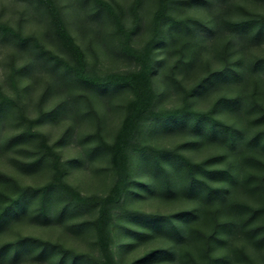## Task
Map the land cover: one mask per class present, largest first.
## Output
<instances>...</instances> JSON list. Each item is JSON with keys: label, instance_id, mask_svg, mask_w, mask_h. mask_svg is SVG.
I'll return each mask as SVG.
<instances>
[{"label": "trees", "instance_id": "16d2710c", "mask_svg": "<svg viewBox=\"0 0 264 264\" xmlns=\"http://www.w3.org/2000/svg\"><path fill=\"white\" fill-rule=\"evenodd\" d=\"M36 1L48 13L67 56L44 47L33 36L22 35L6 22L0 21V30L23 41L33 39L43 54L87 87L110 97L118 89L128 88L132 96L112 142L102 135L100 125L92 134L97 142L91 154L103 150L110 157L112 184L107 193H83L66 179V167L58 151L43 133L30 127L39 118L33 119L20 135L27 133L41 138L43 150L26 161L25 166L30 169L51 155L53 172L49 180L40 185H19L0 170L1 179L16 184L13 194L0 190V230L12 219L31 213L36 220H48L52 217L55 197H65L61 215L66 210L97 211L95 218L81 220L78 225L95 227L98 253L78 251L60 241L22 234L0 242V264H18L30 254L40 261L54 257L52 264H118L114 239L118 213L139 218L148 226L147 230L134 231L137 236L162 233L171 240L168 245L147 250L134 262L175 258L177 264H264V55L248 60L244 53L248 45L264 43V10L238 5L240 14L235 16L233 0H157L150 20V35L138 46L132 42V36L140 25L143 0L131 2L134 19L131 27H127L124 13L112 1L91 0L95 9L93 18L104 15L112 20L119 49L135 63L130 69L99 72L90 65L86 51L71 32L60 1ZM256 1L264 7V0ZM181 5L203 6L209 18L177 14ZM207 39L211 40V46L222 40L221 64L216 67L208 64L203 74L187 83V74L199 64V54ZM160 44L166 49L162 57L157 54ZM158 68L163 69L160 91L154 82ZM16 71L13 67L12 80ZM180 72L185 75L180 76ZM240 80H253L252 89L233 95L221 93L208 108L195 105L198 97H206L213 89ZM173 87L181 91L180 103L159 106L161 97ZM7 101L11 99L0 86V114ZM22 110L20 105V114L27 119ZM224 111L230 117L220 114ZM188 125L191 138L179 145L158 146L149 141L155 132ZM212 139L219 142L220 148L214 155L198 160L184 151L188 145ZM228 153H234L229 162L215 165L218 158ZM137 159L140 169L150 176L148 182L134 176ZM132 185L150 191L153 196L181 195L192 203L174 212L118 211ZM241 189L248 193L247 198L237 195ZM33 203L36 205L32 206Z\"/></svg>", "mask_w": 264, "mask_h": 264}, {"label": "rangeland", "instance_id": "374dc122", "mask_svg": "<svg viewBox=\"0 0 264 264\" xmlns=\"http://www.w3.org/2000/svg\"><path fill=\"white\" fill-rule=\"evenodd\" d=\"M66 15L71 32L78 43L86 51L87 60L97 71L126 70L133 68L132 58L125 55L117 45L112 20L104 15L93 18L95 10L91 0H59ZM118 10L124 13L127 27L134 24L130 11L132 0H110ZM157 0H143L140 6V25L133 32L132 42L141 46L150 35V20ZM233 14L238 16V5L247 8L264 10L256 0H233ZM177 14H192L202 19H208L209 13L203 6L181 5ZM175 12V13H176ZM0 21L8 23L24 36H33L44 47L67 56L60 47L55 36L50 18L43 6L36 0H0ZM203 47L199 64L190 68L186 82H193L198 75L205 72L207 65L216 67L221 64L219 49L222 40L211 46L207 39ZM245 57L250 60L264 55V43L248 45L244 49ZM158 57L165 56L163 44L157 48ZM173 59H171L172 61ZM16 68L15 80L11 78L12 68ZM159 69V68H158ZM154 76L156 88L160 91L161 72ZM185 75L180 72V76ZM0 86L3 93L11 99L7 101L4 111L0 114V170L12 176L19 185H40L49 180L53 172L52 157L47 155L34 167L27 169L25 162L35 158L41 148V138L31 134H21L30 126L33 130L43 133L47 142L53 145L60 154V161L66 168L65 177L81 192L86 194L107 193L112 184L111 161L109 155L98 150L91 154V148L96 145L97 138L92 134L101 126L102 135L109 142L115 139L118 128L126 111V103L132 96L130 89H118L111 97L89 88L76 79L61 64L43 54L33 39L23 41L12 33L0 30ZM253 87V80H240L221 85L213 89L206 97H198L195 105L208 108L221 93L233 95L238 91L247 93ZM91 100V102L89 101ZM181 101V91L169 89L159 100V106L171 107ZM20 105L23 106L20 114ZM230 117L228 111L220 113ZM248 117V116H247ZM190 126L172 131L162 130L149 137L152 144L158 146H176L191 138ZM12 142V138H15ZM219 142L212 139L184 147V151L194 159H203L219 151ZM235 152V151H234ZM234 155V153H233ZM231 153L222 159L218 158L215 165H225L233 158ZM134 176L139 181L148 182L147 171L140 169V161L134 163ZM15 182L0 178V190L13 194ZM14 184V185H13ZM141 186V185H140ZM237 195L247 198L244 190ZM65 197H55L52 203V217L48 220H36L32 213L20 219H12L0 230V242L16 238L22 234H31L41 238L56 240L78 251L91 254L98 253L96 230L92 225L79 226L81 220L93 219L96 210L69 212L59 214L65 204ZM192 200L181 195L171 197L153 196L150 191L141 190L138 185H132L131 191L124 197L120 208L140 210L145 212H174L189 207ZM35 206L34 203L31 204ZM32 211V207H31ZM114 232L116 258L118 264H177L173 259L152 258L146 263L134 262L147 250L168 245L171 242L162 233H150L148 236H137L134 231L149 229L141 219L132 215L115 217ZM152 232V230H149ZM53 258L40 261L34 254L22 258L18 264H52ZM264 262V259H262Z\"/></svg>", "mask_w": 264, "mask_h": 264}]
</instances>
